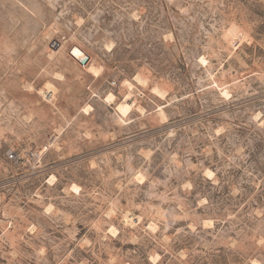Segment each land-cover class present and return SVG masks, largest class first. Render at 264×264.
I'll list each match as a JSON object with an SVG mask.
<instances>
[{
    "label": "rangeland",
    "instance_id": "obj_1",
    "mask_svg": "<svg viewBox=\"0 0 264 264\" xmlns=\"http://www.w3.org/2000/svg\"><path fill=\"white\" fill-rule=\"evenodd\" d=\"M0 264H264V0H0Z\"/></svg>",
    "mask_w": 264,
    "mask_h": 264
},
{
    "label": "bare ground",
    "instance_id": "obj_2",
    "mask_svg": "<svg viewBox=\"0 0 264 264\" xmlns=\"http://www.w3.org/2000/svg\"><path fill=\"white\" fill-rule=\"evenodd\" d=\"M55 42V41H54ZM54 45V44H53ZM69 55L74 59L77 60L78 57H80V55H82L83 53H85L82 49H80L77 46H72L69 51H68ZM83 67H85L89 72L97 75L98 74V70H100L99 68H97L96 66H94L93 63L88 62L87 64H85ZM52 86V85H51ZM51 86L47 85V88L44 89V91H42V94L44 95V97L46 99H51L53 96V90H51ZM53 89V88H52ZM108 95V94H107ZM107 100L113 99V95L109 94L107 97ZM73 189H76V186H72Z\"/></svg>",
    "mask_w": 264,
    "mask_h": 264
},
{
    "label": "water",
    "instance_id": "obj_3",
    "mask_svg": "<svg viewBox=\"0 0 264 264\" xmlns=\"http://www.w3.org/2000/svg\"><path fill=\"white\" fill-rule=\"evenodd\" d=\"M89 60V56L86 53H83L82 55H80V57L77 58V61L80 64H86Z\"/></svg>",
    "mask_w": 264,
    "mask_h": 264
},
{
    "label": "built area",
    "instance_id": "obj_4",
    "mask_svg": "<svg viewBox=\"0 0 264 264\" xmlns=\"http://www.w3.org/2000/svg\"><path fill=\"white\" fill-rule=\"evenodd\" d=\"M5 157L9 160H14L16 159V153L13 151H6Z\"/></svg>",
    "mask_w": 264,
    "mask_h": 264
}]
</instances>
